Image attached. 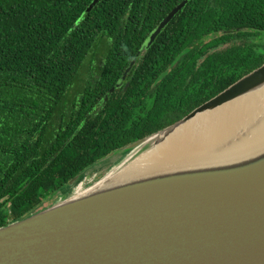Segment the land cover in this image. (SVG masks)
I'll use <instances>...</instances> for the list:
<instances>
[{"label": "trees", "instance_id": "obj_1", "mask_svg": "<svg viewBox=\"0 0 264 264\" xmlns=\"http://www.w3.org/2000/svg\"><path fill=\"white\" fill-rule=\"evenodd\" d=\"M94 1L0 0V228L264 64V0Z\"/></svg>", "mask_w": 264, "mask_h": 264}, {"label": "water", "instance_id": "obj_2", "mask_svg": "<svg viewBox=\"0 0 264 264\" xmlns=\"http://www.w3.org/2000/svg\"><path fill=\"white\" fill-rule=\"evenodd\" d=\"M262 89L264 64L181 120L112 154L99 164L98 181L87 183L83 174L0 228V264H264V138L237 148L245 135L234 128L209 148L205 136L237 118L228 112L220 121V110Z\"/></svg>", "mask_w": 264, "mask_h": 264}, {"label": "bare ground", "instance_id": "obj_3", "mask_svg": "<svg viewBox=\"0 0 264 264\" xmlns=\"http://www.w3.org/2000/svg\"><path fill=\"white\" fill-rule=\"evenodd\" d=\"M228 112L236 114L237 118L221 123L220 128L214 133L211 132L212 129H208L205 136L206 138L209 137L207 141L209 148H216L221 142L223 143L224 140H227L232 135L234 128L237 129V132L239 129L242 130V133L245 135L239 134L241 139L235 145L237 148L246 147L247 145H244V143H248L254 139L264 138V89L220 110V121H224L223 115ZM244 128L247 129L244 130ZM185 138V142H190L192 136L186 135Z\"/></svg>", "mask_w": 264, "mask_h": 264}, {"label": "rangeland", "instance_id": "obj_4", "mask_svg": "<svg viewBox=\"0 0 264 264\" xmlns=\"http://www.w3.org/2000/svg\"><path fill=\"white\" fill-rule=\"evenodd\" d=\"M97 167V168H96ZM99 164L95 165L93 168H91L90 170H88L85 174H87L86 176V182L87 183H91V182H96L100 179V173L102 172L100 169H98ZM93 170V171H92ZM84 174V175H85ZM102 177V176H101ZM85 182V181H84ZM82 184V183H81ZM80 184V185H81ZM58 201V200H57ZM51 205V202H46L44 204V207H48Z\"/></svg>", "mask_w": 264, "mask_h": 264}]
</instances>
